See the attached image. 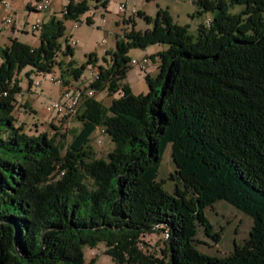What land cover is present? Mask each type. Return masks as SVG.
Here are the masks:
<instances>
[{
	"label": "trees",
	"instance_id": "16d2710c",
	"mask_svg": "<svg viewBox=\"0 0 264 264\" xmlns=\"http://www.w3.org/2000/svg\"><path fill=\"white\" fill-rule=\"evenodd\" d=\"M189 1L196 14L213 13L194 36L160 9L150 29L114 39L86 88L116 97L107 106L82 97L67 143L56 139L65 134H27L16 122L14 74L54 66L63 86L78 79L84 66L62 59L72 52L62 22L77 21L85 0L40 23L35 46H0V264H84L82 247L100 242L115 264H264V0ZM155 43L166 45L157 70L144 76L145 94L133 95L120 83L127 51ZM96 127L112 142L103 159L88 144ZM166 146L171 193L155 180ZM220 200L252 223L241 245L216 257L199 252L205 242L195 236L201 229L217 242L203 210ZM162 231L164 258L138 250L144 234Z\"/></svg>",
	"mask_w": 264,
	"mask_h": 264
},
{
	"label": "rangeland",
	"instance_id": "374dc122",
	"mask_svg": "<svg viewBox=\"0 0 264 264\" xmlns=\"http://www.w3.org/2000/svg\"><path fill=\"white\" fill-rule=\"evenodd\" d=\"M9 5L4 9L3 19L8 16L10 23H4L0 19V46L8 43L9 39H15L27 46H32L37 41L38 30L34 32L21 31L19 27L23 24L29 25L35 21L40 23L46 21L51 14L57 18L61 17L60 8L66 6L69 0H48L49 6L45 11H36L29 8L33 0H3ZM78 2L80 0H71ZM87 10L84 11L77 21L65 20L62 22L64 27V38L66 43L73 42L70 46L71 55L64 56L63 61L72 60L73 66L83 65L81 73L76 81L67 79L69 88L86 90V86L91 82L92 74L97 72V68H105L109 62V56L104 54L113 48L114 39L119 38L123 32L129 30L142 31L148 30L153 24L157 10L165 11L171 21L176 25L186 28L190 35H195L196 27L205 24L213 15L212 12H202L196 14V8L189 0H85ZM120 4L125 5L123 12L118 11ZM29 8V9H27ZM141 12L149 22L141 16L129 14L128 10ZM230 12H238L240 6L232 5L228 9ZM62 45V38L58 40ZM166 45L155 43L143 49H128L126 56L130 60H136L141 56L147 58L146 69L140 70L136 66H129L124 78L120 80L125 84L131 94H145L146 83L144 76L151 69L152 61H157L156 53L162 51ZM91 56L95 60L87 63V57ZM60 58L59 54L56 61ZM53 77L59 79V70L52 66L51 70L44 74H39L30 67H22L14 74L19 92L13 95L14 110L12 115L17 123H22L23 130L27 134L44 132L47 135L54 133L65 134L62 143L70 140L71 132L79 127V123L73 115H63L61 118L52 110H47L46 106L50 100H57L59 95V85L49 81ZM85 87V88H84ZM97 92L94 94L95 98ZM109 94L103 91L99 98L101 103L106 104ZM56 128V129H53ZM96 158H106L107 152L112 149V142L109 137L101 131V127L93 129L88 142ZM168 146L162 152L161 160L155 180L161 182L164 191L171 193L174 190L175 180L169 175L173 173ZM204 216L211 225L213 232H218L217 242L203 237L201 229L197 230L196 239L205 244L196 243V248L201 253L212 256H222L232 251V244L241 245L248 237V231L252 223L251 218L241 211L230 206L223 200L213 203L212 207L203 210ZM161 233L144 234L138 241V250L145 255L152 254L154 257H163L161 250L164 245L161 240ZM104 244L98 243L95 247H82L83 263L87 264L92 259L91 264H115L107 255L102 253ZM164 258V257H163Z\"/></svg>",
	"mask_w": 264,
	"mask_h": 264
},
{
	"label": "built area",
	"instance_id": "2783aa9c",
	"mask_svg": "<svg viewBox=\"0 0 264 264\" xmlns=\"http://www.w3.org/2000/svg\"><path fill=\"white\" fill-rule=\"evenodd\" d=\"M8 3L4 2L3 0L0 2V8H7L8 7ZM31 8H33L36 11H45L47 10L48 6H49V2L48 0H33L32 5H30ZM64 7L62 6L60 8L61 13L64 12ZM125 9V5L124 4H120L118 6V11L123 12V10ZM129 14L134 15L135 12L132 9L128 10ZM4 23H10V18L8 16H6L3 19ZM40 26V21H35L29 25L23 24V27L25 29L26 32H34L36 30L39 29ZM70 46H73L74 43L73 42H69ZM129 65L130 66H136L138 67L140 70H145L146 66H147V58L143 55L140 58L136 59V60H130L129 61ZM98 78V73L95 72L94 74H92V78L91 81H95ZM49 81L58 84L60 87L59 90V97L57 100H50L49 104L46 106L47 110H52L53 112H55L59 118H61L63 115L67 114V115H73L74 112L76 111V108L81 100V98H88V97H93L95 94V89L92 87H88L86 88V90H82V89H75V88H69L68 86H63L61 84V80L60 79H55L53 77L49 78ZM122 94L121 91H118L117 95L120 96ZM102 131V130H101ZM61 172H58V175H60ZM166 235L167 233L165 231L161 232V239H166Z\"/></svg>",
	"mask_w": 264,
	"mask_h": 264
},
{
	"label": "crops",
	"instance_id": "0c3cea01",
	"mask_svg": "<svg viewBox=\"0 0 264 264\" xmlns=\"http://www.w3.org/2000/svg\"><path fill=\"white\" fill-rule=\"evenodd\" d=\"M31 5H32V2H31ZM29 8H30V5H29ZM3 12H4V8L2 9V8H0V19H2V21H3ZM5 18V17H4ZM19 29L21 30V31H24L25 29H24V27L21 25L20 27H19ZM37 44V41L32 45V46H35ZM152 63V65H151V69L150 70H148L146 73H147V75L148 76H153L154 74H155V71L157 70V61H152L151 62ZM59 90H60V88H59ZM103 91H105V90H101V91H97V95L98 96H96L94 99H96V100H98V102H100L99 101V98H101L102 97V94H103ZM107 92V91H106ZM109 94V93H108ZM110 95V94H109ZM115 98L116 97V94H112V95H110L109 96V98H107V101H106V104H104V103H101L102 105H104V106H107L108 105V103H109V100H110V98ZM152 234V233H151Z\"/></svg>",
	"mask_w": 264,
	"mask_h": 264
}]
</instances>
